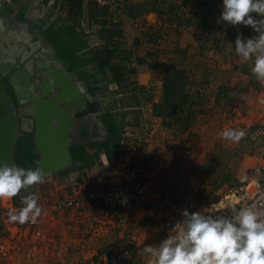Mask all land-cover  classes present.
<instances>
[{
  "label": "rangeland",
  "instance_id": "1",
  "mask_svg": "<svg viewBox=\"0 0 264 264\" xmlns=\"http://www.w3.org/2000/svg\"><path fill=\"white\" fill-rule=\"evenodd\" d=\"M222 3L118 0L112 9L85 7L80 17L66 9L56 11L52 5L34 12L27 0L0 4V91L14 122L12 164L40 169L42 153L49 152L46 157L52 167L58 149L78 138L81 125L88 127L83 136L91 143L89 153L94 158L102 153L105 141L119 143L125 128L135 129L148 116H155L170 132L161 153L142 157V169L153 177L149 193L168 195L182 206L187 201L211 205L224 202L226 196L229 204L236 202L256 166L264 162V84L237 64L241 57H233L237 34L247 39L257 33L250 26L219 21ZM70 17L73 22L68 23ZM110 37H116L109 44L115 61L126 67L119 85L111 84L108 70L102 73L93 62L94 53ZM228 63L247 79L235 86H216L210 77L212 67ZM182 97L190 99L186 116L172 124L170 109ZM88 101H97L99 112L75 120L74 112ZM113 126L114 132L109 129ZM229 129L243 130L245 135L238 142L226 140L222 133ZM256 131L263 134L255 136ZM71 167L73 163L48 175L54 179ZM43 184L21 190L19 203L29 194L38 197L35 192L40 193ZM155 201L153 213L143 212L141 219L151 229L158 228L165 215H161V200ZM6 202L13 203V198L0 200V240L9 255L0 258V264L100 261V255L92 261L52 255L48 251L52 247L45 245L48 241L9 231L12 225L2 207ZM109 231L120 232L119 246L132 243L128 231L109 226L103 233ZM151 234L152 230L140 231L137 237L145 246H154L148 238ZM166 238L163 232L155 240ZM143 249L129 261L149 264Z\"/></svg>",
  "mask_w": 264,
  "mask_h": 264
},
{
  "label": "clouds",
  "instance_id": "2",
  "mask_svg": "<svg viewBox=\"0 0 264 264\" xmlns=\"http://www.w3.org/2000/svg\"><path fill=\"white\" fill-rule=\"evenodd\" d=\"M255 14V18L253 16ZM219 21L251 27L257 35L245 39L238 33L235 52L244 61L254 57L252 74L264 84V0H223ZM218 21V22H219ZM243 130H225L222 137L238 142ZM44 182L39 168L0 165V200L12 199L23 189ZM23 207L8 213L10 222H35L42 214L38 197H21ZM228 217L214 216L208 209L190 213L173 226L158 246L146 245L149 264H264V212L251 207L230 208Z\"/></svg>",
  "mask_w": 264,
  "mask_h": 264
},
{
  "label": "built area",
  "instance_id": "3",
  "mask_svg": "<svg viewBox=\"0 0 264 264\" xmlns=\"http://www.w3.org/2000/svg\"><path fill=\"white\" fill-rule=\"evenodd\" d=\"M116 1L118 0H83L87 5L100 8L109 7ZM142 122L140 127L135 129H124L119 141V152L108 162L107 167L111 168L110 176L101 178V180L89 178L75 194L58 199L53 204L52 217L89 207L107 212L114 219L118 229L133 231L132 247L113 245L106 260L92 264H125L133 257L135 251L136 254H141L145 241L138 240L137 235L140 231L149 230L151 233L152 230L148 238H152L155 242L154 246H158L163 240L160 239L158 242L155 237L157 238L163 232H167V236L172 234L173 226L183 219L181 214L184 209L190 213L208 209V212L214 216L224 217L231 215L230 208L233 207L237 209L251 207L253 211L264 212V162L261 161L254 169L252 178L242 187L236 202L229 204L230 196H226L224 198L227 202L221 200L215 204L205 205L187 201L182 206L180 203H175L168 195H164L157 197L161 200V209L163 208L161 215L165 214L160 221V226L151 229L143 225L141 219L144 220V217L139 214V206L148 199L150 185L143 182L146 177L145 170L140 166L142 155L149 153L153 157L155 153H161L167 146L166 134L170 131L161 120L154 116H148ZM262 134V131L255 132V136ZM21 207H23L22 203L6 202L4 205V216L10 225L17 228L23 236L47 241L49 234L46 232L45 225L48 218L43 211L35 222L29 221L25 224L10 222L8 213ZM101 227V225L97 227V230ZM8 255L9 249L0 240V258L5 259Z\"/></svg>",
  "mask_w": 264,
  "mask_h": 264
},
{
  "label": "crops",
  "instance_id": "4",
  "mask_svg": "<svg viewBox=\"0 0 264 264\" xmlns=\"http://www.w3.org/2000/svg\"><path fill=\"white\" fill-rule=\"evenodd\" d=\"M12 1L13 0H0V4L5 5L11 3ZM61 1L62 0H58V2H56V0H27L28 6L30 8L35 7L33 8L34 12L36 9L38 8L40 9V7H46V6L48 7L51 5L54 6V8H56L57 11L58 9H61L60 8ZM81 1H82L81 3L82 13H85V7L90 6V4L87 5L83 2V0ZM114 5L115 3L111 4V6L109 7H104V8L112 9ZM66 12L69 13L67 10ZM70 15L73 16L74 13H70ZM84 20H86L85 17L83 18V21ZM154 20L155 19H152L151 24H155ZM71 22L73 21L72 18L70 17L68 19V23ZM114 32L118 33L119 31H114ZM106 35H107L106 37L110 36L108 33H106ZM113 39H116V37H110L105 39V45H103V47L101 48L106 47L107 49L115 53V51H113L114 47L109 45L113 43L112 41ZM236 55L237 53L235 52L233 57H236ZM102 56L104 57V54ZM237 64L241 65L242 66L241 68H243L244 71L245 68H247L248 70L250 69L251 72V68L254 65V57L248 61L241 60ZM234 68H232L229 65V63L227 65H223L222 67L220 65H218L217 68L212 67V70L210 71V73L212 74L210 75L212 83L215 84L216 86L219 85L235 86L239 84L241 81L247 79L245 76L242 78L243 74L235 73ZM188 84L186 85V88L188 87ZM185 97H182V99L177 100L176 103L175 100H173L175 104L179 105V108L175 106V104H173V106L170 109V120L173 122L172 124L178 122L179 120H183V118L186 116L188 109L186 104H188V101H190V99ZM155 118L160 120V117H155ZM83 127L88 131V127H85L84 125L80 126L81 129ZM172 128H176V127H172ZM98 159L99 161L89 169H83L82 171H78V170L70 171L67 175L61 174L60 176L54 179L51 178L48 175V173L44 172V170L47 169L46 166L40 169L44 174L45 184L41 185L40 193L39 190H37L35 193L38 195L39 198L37 202L38 206L42 208L43 212L47 215L48 218L45 228H46V232L49 234V239L47 240L48 242L46 241L47 243H45V245L52 247L51 250H48L52 255H57L61 257L65 255L69 259L71 257L75 261L80 259L92 261V259L95 256L100 255L101 259L99 262H102L106 260L107 256L109 255L110 249L113 245L119 246L118 241L120 240V238H122L120 232L109 231L108 233H103L104 231L109 229V226H111L112 228L116 227L114 226L115 224L114 219L107 212L86 207L81 211L72 210L70 212L63 213L55 217L51 216V210L53 204L58 199H63L65 197L75 194L81 187H83V185H85V182L89 178H94L95 180H101V178L110 176L111 168L107 167L109 164L108 163L109 159L107 158L105 153L103 152L100 153ZM141 165H142V161L140 163V166ZM149 174L150 173H148L145 170L146 178L143 182L147 185H151L152 184L151 182L153 180V177H149ZM150 197L153 198L152 201L151 199H149ZM157 197H158L157 195L150 193L148 199L139 206L140 216H143V212L153 213L152 206L155 202H157L155 201ZM2 207L4 208L3 203H2ZM100 225L102 227L100 228V230H97V227H100ZM7 229L11 232L13 230H16V232H19L21 235V232L14 226L11 227L8 226ZM128 233L129 234L126 235L130 237V241H131L133 238L132 237L133 232L128 231ZM131 244L133 245V243H129L122 246L128 247ZM132 261L134 262V260ZM132 261H127L126 263H130ZM92 263L93 262H91L90 264ZM138 263L139 262H137V264Z\"/></svg>",
  "mask_w": 264,
  "mask_h": 264
},
{
  "label": "trees",
  "instance_id": "5",
  "mask_svg": "<svg viewBox=\"0 0 264 264\" xmlns=\"http://www.w3.org/2000/svg\"><path fill=\"white\" fill-rule=\"evenodd\" d=\"M58 2V0H56ZM81 0H62L60 3V8L66 9L69 13H74L75 16L80 17L82 15ZM104 54V57L102 56ZM93 62L95 66L101 70L103 73L105 69L111 74L109 82L111 84L119 85L125 79L126 67L115 61V54L107 49L106 47L97 50L94 53ZM183 125L188 126L184 121ZM112 132L116 131L114 126L109 128ZM87 130L83 127L79 132V136L68 148L69 155L72 159L73 167L66 172L61 174L67 175L70 171L78 170L82 171L84 168H90L95 165L96 160L99 158L97 154L94 158L90 155L89 150H91V143H88L83 135ZM110 148V151L108 150ZM103 153L110 160L112 157L116 156L119 152V143H112L110 145L109 140L100 147ZM112 155V156H111ZM143 157V155H142ZM143 159V158H142ZM22 167V165H21ZM15 204L19 203V198H13Z\"/></svg>",
  "mask_w": 264,
  "mask_h": 264
},
{
  "label": "water",
  "instance_id": "6",
  "mask_svg": "<svg viewBox=\"0 0 264 264\" xmlns=\"http://www.w3.org/2000/svg\"><path fill=\"white\" fill-rule=\"evenodd\" d=\"M99 112V103L97 101H88L85 103V106L77 111L74 112V119H82L90 115L97 114ZM39 122V121H38ZM37 128L39 130L42 129L41 125H37ZM13 134H14V122L13 118L11 116L10 109L8 107V104L5 100L4 95L0 91V165L3 163H7L8 165L14 166L12 164V145H13ZM72 143H68L67 146H62L64 148L63 154L67 156L66 162L58 163L57 164V158L59 154V150L61 151V148L58 149L57 157L52 161V167L51 163H49V160L46 156H48L49 152L42 153L43 158H41L40 162V169L42 167L46 166V170L44 172H58L63 169H65L67 166H70L72 163V159L69 155L68 148ZM60 158V156H59ZM45 169V168H44Z\"/></svg>",
  "mask_w": 264,
  "mask_h": 264
},
{
  "label": "bare ground",
  "instance_id": "7",
  "mask_svg": "<svg viewBox=\"0 0 264 264\" xmlns=\"http://www.w3.org/2000/svg\"><path fill=\"white\" fill-rule=\"evenodd\" d=\"M62 151H64L63 147H61V151L59 150V154H58V158H57V164L66 162V160L68 159L66 155L62 154ZM59 156H60V158H59Z\"/></svg>",
  "mask_w": 264,
  "mask_h": 264
}]
</instances>
